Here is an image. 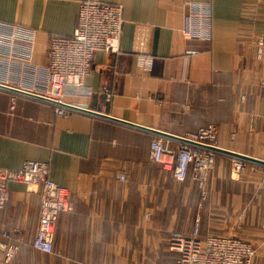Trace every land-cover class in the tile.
Returning a JSON list of instances; mask_svg holds the SVG:
<instances>
[{
  "label": "crops",
  "instance_id": "1",
  "mask_svg": "<svg viewBox=\"0 0 264 264\" xmlns=\"http://www.w3.org/2000/svg\"><path fill=\"white\" fill-rule=\"evenodd\" d=\"M83 1L0 0V29L35 30L30 58L16 53L19 65L0 70V82L14 86L13 77L20 87L38 84L51 38L73 35ZM95 1L123 6L120 49L96 52L84 81L92 94L67 101L177 136L215 124L219 147L264 160V66L256 63L253 47L256 34L264 33V0ZM192 2L211 4L210 41L183 36ZM0 52L8 55L3 47ZM25 63L36 72L24 71ZM12 93L0 87V168L48 163L74 209L58 216L54 252L42 253L32 245L42 189L9 182L0 240L11 231L10 241L21 238L20 251L5 263L0 249V264H178L166 240L190 236L196 223L202 239L233 234L264 248V190L252 165L233 176L232 157L219 153L208 182L212 203L205 207L191 176L178 181L149 158L154 133L78 111L61 116L53 105L25 95L11 110ZM210 208L220 210L213 228L205 216Z\"/></svg>",
  "mask_w": 264,
  "mask_h": 264
},
{
  "label": "built area",
  "instance_id": "2",
  "mask_svg": "<svg viewBox=\"0 0 264 264\" xmlns=\"http://www.w3.org/2000/svg\"><path fill=\"white\" fill-rule=\"evenodd\" d=\"M187 24L183 29L185 39L210 41L212 39L213 15L210 3H188ZM2 24H0L1 27ZM123 28V6L107 4L95 0H86L80 4L77 24L72 36L55 35L51 38L48 50V63L39 67L36 75L38 84L20 87L13 80L0 82V87L13 88L11 110L15 109L16 99L25 95L38 98L55 107L58 115L67 116L77 112L79 107L67 101V97L91 95L92 91L85 86L94 54L98 51L107 53L120 49V38ZM0 29V47L6 50L7 56L0 52V70L8 71L19 65L16 53L22 59H29L35 30L14 26L13 31ZM255 61L264 66V33H258L254 39ZM37 68L25 63L24 71L36 72ZM264 88V74L260 80ZM7 87V88H6ZM79 112V111H78ZM177 138L158 134L152 138L149 146V158L159 163L165 171L171 172L178 181H185L191 176L199 185L202 196L206 195V186L211 171L214 169L218 152V128L215 124L203 127ZM252 165L259 179L260 188L264 190V165L232 157V174L240 177ZM120 179L127 175L120 174ZM19 182L40 186L42 202L39 227L34 249L51 254L54 252V229L61 213L74 209L69 190L56 183L50 175V166L46 162L26 161L19 169L0 168V210L9 199L8 183ZM13 232H17L14 229ZM0 240L5 263H10L19 253L20 244L10 241L11 231L4 230ZM168 249L177 252L178 264H252L256 250L252 244L235 236H199V225L195 224L190 236H173L166 240Z\"/></svg>",
  "mask_w": 264,
  "mask_h": 264
},
{
  "label": "water",
  "instance_id": "3",
  "mask_svg": "<svg viewBox=\"0 0 264 264\" xmlns=\"http://www.w3.org/2000/svg\"><path fill=\"white\" fill-rule=\"evenodd\" d=\"M7 89H9L10 91H13V92H19L16 89H13V88H7ZM77 111L83 112V113H87V114L96 115V116H102V117H105V118H109L111 120H115L117 122L129 125V126H132V127L144 130V131H149L151 133L158 134V135H161V136L177 138L176 135H171V134H168L166 132H162V131H159V130H156V129H150V128H146V127H143V126H140V125H135V124L128 123V122H125V121H120L118 119H114V118L109 117L107 115H103V114H100V113H96V112L90 111L89 109H87L86 107H83V106H79L77 108ZM214 150L217 151L220 154H225V155H228L230 157L240 158V159H243V160H246V161H249V162H253V163L264 165V160L260 159V158H256V157L249 156V155H246V154H243V153H239V152H236V151L224 149V148H221V147H214Z\"/></svg>",
  "mask_w": 264,
  "mask_h": 264
},
{
  "label": "rangeland",
  "instance_id": "4",
  "mask_svg": "<svg viewBox=\"0 0 264 264\" xmlns=\"http://www.w3.org/2000/svg\"><path fill=\"white\" fill-rule=\"evenodd\" d=\"M258 34V33H257ZM257 63V62H256ZM258 64V63H257ZM259 65V64H258ZM260 66V65H259ZM263 76V75H262ZM262 76L260 77V80H261V78H262ZM243 99V98H242ZM250 122L253 124L254 123V121H251L250 120ZM217 126V125H216ZM217 128H218V126H217ZM217 139H219V129H218V138ZM230 140H231V142H233V143H238V144H240V141H239V139L236 137V138H234V136H230ZM219 142V141H218ZM242 146H245V143H244V139H242ZM258 150H260V148H257ZM230 161H231V163H232V158H230L229 159ZM213 171V170H212ZM212 171H211V173H212ZM210 173V175H209V178H208V182H209V179L211 178V176H212V174ZM206 195H205V197L203 196V198H202V204L205 206V207H207L208 205H210L212 202V198H211V194H212V191H211V189H210V186H209V183H207V186H206ZM211 206V205H210ZM210 210L211 211H208L207 213H206V218H207V223H210L211 224V228H213V226L215 225V223H214V216L215 215H217V214H220V210L218 209V210H216V209H214V208H210ZM209 224V225H210ZM227 236H235V235H233V234H230V235H227ZM253 248L256 250V254H255V256H254V259H253V262H252V264H254V261L256 260V258H258V257H263L264 258V248H255L254 246H253Z\"/></svg>",
  "mask_w": 264,
  "mask_h": 264
}]
</instances>
